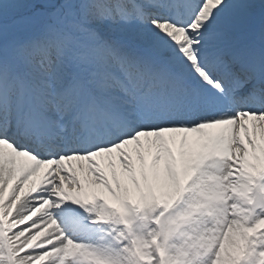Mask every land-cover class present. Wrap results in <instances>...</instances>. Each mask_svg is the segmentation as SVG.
Listing matches in <instances>:
<instances>
[{
  "label": "snow or ice",
  "instance_id": "6c2138e0",
  "mask_svg": "<svg viewBox=\"0 0 264 264\" xmlns=\"http://www.w3.org/2000/svg\"><path fill=\"white\" fill-rule=\"evenodd\" d=\"M0 264H264V0H0Z\"/></svg>",
  "mask_w": 264,
  "mask_h": 264
}]
</instances>
